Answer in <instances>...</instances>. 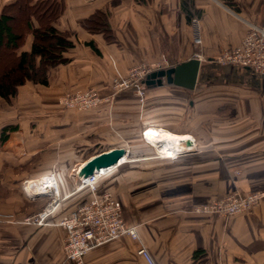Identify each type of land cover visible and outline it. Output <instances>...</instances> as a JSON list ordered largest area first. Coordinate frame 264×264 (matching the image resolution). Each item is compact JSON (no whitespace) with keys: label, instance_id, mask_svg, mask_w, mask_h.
<instances>
[{"label":"crops","instance_id":"obj_1","mask_svg":"<svg viewBox=\"0 0 264 264\" xmlns=\"http://www.w3.org/2000/svg\"><path fill=\"white\" fill-rule=\"evenodd\" d=\"M40 1L0 0V15L11 14V25L19 20L12 25L23 37L17 54L31 51L33 30L43 25L31 9ZM57 1L63 10L49 24L71 35L69 61L49 69L47 85L28 81L15 96H0V212L23 218L56 199V221L75 208V171L90 157L125 147L121 138H142L149 129L151 137L157 131L191 135L193 149L174 161L125 160L100 180L121 202L125 223L137 227L140 241L122 236L91 249L86 263L145 264L138 254L143 244L158 264H195L197 250L207 253V264H264V200L232 216L194 211L237 189H264V74L217 60L251 25L264 27V0H191L201 46L182 0ZM99 12L108 34L87 25ZM197 54L202 60L192 89L163 79L149 84L143 102L134 92L119 94L112 112L58 105L65 88L90 84L107 93L112 79L133 66L169 68ZM50 175L57 185L51 195L25 191L26 181ZM65 235L56 225H0V264H72Z\"/></svg>","mask_w":264,"mask_h":264},{"label":"built area","instance_id":"obj_2","mask_svg":"<svg viewBox=\"0 0 264 264\" xmlns=\"http://www.w3.org/2000/svg\"><path fill=\"white\" fill-rule=\"evenodd\" d=\"M194 29V43L197 46L202 45L200 19H192ZM197 58L202 60L201 55ZM221 64H235L248 68L257 74H264V27L251 25L241 43L230 47L217 59ZM165 69L161 66L137 65L129 70L126 78H116L115 88L134 87L138 95L145 96L148 87L147 78L154 71ZM82 93V94H81ZM76 100L69 102L83 103L79 104L82 109L91 108L100 101L98 95L93 89L87 92H81ZM85 94V95H83ZM70 105V106H71ZM83 105V106H81ZM146 130L143 135L146 139ZM147 140V139H146ZM149 142V141H148ZM128 150V149H127ZM183 153H176L174 156ZM114 168L105 169L88 179H79L77 191H87L85 200L81 201L74 210L64 214L58 220L51 218L58 210V202L53 199L40 212L28 216L21 220L22 223L35 224L38 226L56 225L65 231L64 252L68 262L72 264H87L86 255L88 252L98 246L107 244L122 236L128 235L132 239L140 241L136 226H128L123 218V209L121 202L115 193L100 185V180L108 175ZM78 170L75 171L77 175ZM78 177V176H77ZM36 185L39 190L47 186L57 190L54 175L41 178L38 182L26 181L24 188L29 194L36 193L33 188ZM264 200V190L242 192L235 190L226 196L215 198L209 202L195 206L194 211L200 214H220L232 216L252 211ZM3 218L12 219L14 216L0 214V221ZM138 254L144 259L145 264H158L148 248L140 244Z\"/></svg>","mask_w":264,"mask_h":264},{"label":"trees","instance_id":"obj_3","mask_svg":"<svg viewBox=\"0 0 264 264\" xmlns=\"http://www.w3.org/2000/svg\"><path fill=\"white\" fill-rule=\"evenodd\" d=\"M182 6L189 21L196 15V10L191 0H182ZM31 9L39 17L43 25L33 30L34 42L29 52L17 54L15 52L23 40V37L11 25L13 16L4 12L0 15V96L10 98L18 93L21 85L30 81L47 85L48 71L50 68L66 64L69 59L65 52L74 46L67 32L59 31L49 24L63 10V4L57 0H42ZM104 14L96 13L88 20L87 25L100 26L105 33L110 32L109 25L105 22ZM98 20H102L99 22ZM95 23V25H93ZM104 27V28H103ZM100 30V29H99ZM108 37V35H107ZM9 52L2 62V53ZM80 202L85 200L88 193L82 191ZM78 203V204H79ZM195 264H207V253L197 250L194 253Z\"/></svg>","mask_w":264,"mask_h":264},{"label":"rangeland","instance_id":"obj_4","mask_svg":"<svg viewBox=\"0 0 264 264\" xmlns=\"http://www.w3.org/2000/svg\"><path fill=\"white\" fill-rule=\"evenodd\" d=\"M196 17V16H194ZM193 17V18H194ZM192 18V19H193ZM191 24H192V20H191ZM12 25L16 28L18 25H19V20H15ZM193 27V26H192ZM196 45V44H195ZM197 46V45H196ZM9 52L5 51L4 53H2V62H3V58L5 59V56L7 57ZM142 65H145V66H149V64H142ZM58 66V65H57ZM134 67V66H133ZM131 67V68H133ZM131 68L129 70H131ZM129 70L126 72V74L124 75H121L119 74L118 76L114 77L112 79V83H111V87H110V90L107 92V93H103L101 91L100 88H97L96 86L94 85H87V86H82V87H70V88H65L60 94L59 96L57 97V102H58V105L59 107L62 109V110H70V111H79V112H83V111H94V110H98L100 108H107L109 110V112H112L113 108H114V104H115V99L116 97L121 94V93H124V92H134L140 99L141 102L144 101V98L145 96L141 97L140 95H138L137 93V90L136 88L130 86V87H124L122 89H116L115 88V82L114 80L116 78H126L127 75H128V72ZM149 86V85H148ZM90 89H93L96 94L98 95L100 101L98 102L97 105L95 106H92L91 108H85V109H82L79 107V104L83 103V101H80V102H76L74 101L73 102V105L70 104V100L71 99H74L76 100V98L80 97L78 94L81 93V92H87L88 90ZM147 91V90H146ZM82 94V93H81ZM85 95V94H83ZM71 105V106H70ZM83 106V105H81ZM21 133V132H20ZM21 136L20 134H17L15 135V137H19ZM120 137V136H119ZM154 138V137H153ZM152 138V139H153ZM130 141L126 140V138H121L120 139V143H123L124 145H127L125 146L127 149H128V158H127V161H135V163H144L146 161L144 160H147L149 159L151 164H155L156 161L159 162L161 160L163 161H166V160H169V161H174L175 159L179 158L181 155H178V156H175V157H169L168 155L166 156H163L159 149L157 147H155L154 145H152L150 142H148L145 138H144V135L141 137H136L134 136L133 138H130ZM22 139L19 138V140H17L16 142H20ZM150 144V145H148ZM91 151H94V150H91ZM90 151V152H91ZM89 151L86 152V154L88 155L90 153ZM189 153V152H187ZM98 154V153H97ZM185 154V153H183ZM96 155V154H95ZM86 157V155H85ZM130 164H134V163H130ZM147 164V163H146ZM136 166V165H134ZM104 178V177H103ZM77 190V189H76ZM238 190V189H237ZM260 190H264V189H260ZM26 191V190H25ZM235 191V190H234ZM232 191V192H234ZM242 191V190H240ZM253 191H257V190H253ZM230 192V193H232ZM242 192H245V191H242ZM81 193H83L82 191H78V194H80L78 197H76V200H77V204L76 206L78 205V203L80 202V198L82 197ZM228 193V194H230ZM227 195V194H226ZM225 195V196H226ZM218 198V197H216ZM215 199V198H213ZM211 199V200H213ZM210 200V201H211ZM209 202V201H208ZM206 203V202H205ZM75 206V208H76ZM195 208V207H194ZM74 210V209H73ZM41 211V210H40ZM38 211V212H40ZM36 212V213H38ZM36 213H33V214H30V215H27L23 218H18L15 216V214H12V213H6V212H0V214H4V215H10L12 214L14 216V218L12 219H9V218H3V220L0 221V225H6V224H18V223H22L21 220H23L24 218L28 217V216H31V215H34ZM248 213V212H247ZM220 215V214H219ZM237 215V214H236ZM225 216V215H223ZM26 224V223H25ZM32 225H35V224H32ZM38 226V225H37ZM59 227V226H58ZM61 228V227H60Z\"/></svg>","mask_w":264,"mask_h":264},{"label":"water","instance_id":"obj_5","mask_svg":"<svg viewBox=\"0 0 264 264\" xmlns=\"http://www.w3.org/2000/svg\"><path fill=\"white\" fill-rule=\"evenodd\" d=\"M200 65L201 60L199 58H191L175 66L154 71L148 76L146 83L148 85L151 83L162 84L163 79H166L168 83L192 89L196 85ZM174 146L177 153H187L189 152L188 148L193 146V140L189 138L179 139ZM126 156H128V150L125 147H115L100 152L85 161V164L78 170L77 176L79 179H88L102 170L117 166ZM33 188L36 189L38 195H51L53 193V189L49 186L43 190H39L36 185H33Z\"/></svg>","mask_w":264,"mask_h":264},{"label":"bare ground","instance_id":"obj_6","mask_svg":"<svg viewBox=\"0 0 264 264\" xmlns=\"http://www.w3.org/2000/svg\"><path fill=\"white\" fill-rule=\"evenodd\" d=\"M150 130H148L147 134H146V139L147 141H149L152 145H154L155 147H157L160 151V153L163 155V156H166L168 155L169 157H172L174 156V154H176L177 152L175 151V142L178 141L179 139H186V138H189L191 140H193V146H194V139L191 135L189 136H175V135H172V134H169V135H160L161 133H166L164 131H157L155 132V136L153 138V136L151 137V133H150ZM153 138V139H152ZM150 145V144H148ZM193 146L189 147L188 148V151L192 150L193 149ZM128 156H126L122 161L121 163H123L125 160H127ZM119 163V164H121ZM85 163H83L82 165H80L77 170H79ZM118 164V165H119ZM117 165V166H118ZM115 166V167H117ZM114 166L112 168H115ZM108 171V170H107ZM105 170H103V173L107 172Z\"/></svg>","mask_w":264,"mask_h":264}]
</instances>
